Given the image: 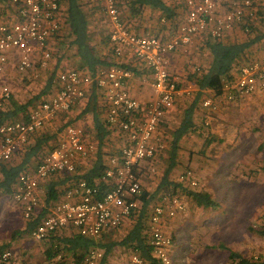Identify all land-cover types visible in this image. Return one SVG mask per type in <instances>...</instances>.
<instances>
[{"label": "built area", "instance_id": "1", "mask_svg": "<svg viewBox=\"0 0 264 264\" xmlns=\"http://www.w3.org/2000/svg\"><path fill=\"white\" fill-rule=\"evenodd\" d=\"M100 8L107 23V34L115 57L127 56L145 66L151 76V96L142 101L133 96L127 82L134 72L121 65H113L93 75L75 69L61 70L56 89L47 98L33 106L23 120L0 124V161H8L22 148L28 138L66 113L85 95L88 86L102 90L101 109L105 123L115 137L122 141L117 153L108 157L103 180L108 189L100 196L97 185L79 180L63 197L47 209L41 221L32 229L36 240H44L66 227L78 234L97 238L102 232L118 228L140 206L142 194L140 167L161 153L166 136L160 131L165 114L179 96L191 88L181 85L169 70V55L179 46L189 44L194 37L223 38L231 31L249 33L257 24L261 0H184L185 17L168 33H136L123 21L117 0H86ZM62 0H8L9 8H0V71L12 63L19 73L48 68L52 46L62 28ZM164 22L165 19L161 18ZM260 93L264 99V64L253 59L243 64L236 78L225 82L222 96L227 102ZM10 97V89H0V108ZM203 107L213 109V102L205 99ZM206 124V123H205ZM94 144L84 140V130L78 125H66L58 134L53 148L44 156L35 170L17 178L12 198L19 205L23 217L30 220L39 206L42 189L39 181L53 174H72L79 158L88 157ZM180 181L195 186L194 174L184 171ZM185 209L178 195H163L154 205L148 220V242L155 259L170 264L172 239L165 231L168 218ZM257 225L264 226V212ZM103 256L99 248H90L78 264H98ZM257 259V258H255ZM132 262H140L137 257ZM0 264H19L9 249L0 248Z\"/></svg>", "mask_w": 264, "mask_h": 264}, {"label": "trees", "instance_id": "2", "mask_svg": "<svg viewBox=\"0 0 264 264\" xmlns=\"http://www.w3.org/2000/svg\"><path fill=\"white\" fill-rule=\"evenodd\" d=\"M7 3L8 0H0V8H9ZM87 3L86 0H62L61 2L62 28L59 36L55 38L51 55V59H54V68L50 73L46 86L39 95V101L47 98L58 86L57 71L71 67L69 69H75L84 74L93 75L102 69L113 65H119V63L115 61L113 48L107 35V38L104 39L102 37L99 42L102 46L101 50H105V54L101 55L99 49H96L84 9ZM147 6L158 10L160 13V17L155 18V22L157 23L156 26L159 25L161 27L158 28L157 32L154 34L168 29V23L174 25L178 23L174 18L175 12L173 8L167 5L163 0H130L127 2L129 11L128 18L121 15L123 21L129 28L138 32V27H140L138 24V15L142 12L143 8ZM183 8L185 10L184 3ZM161 18H164L165 21L162 22ZM200 48H203V53L207 54L208 62L205 64L202 63L201 71L198 70L191 75L190 80L195 86L194 94L188 101V106L183 109L178 126L171 131L169 162L162 174L159 189H166L170 196L184 195L190 200L193 206L216 208L218 203L213 200L208 192L185 187L182 181L176 183L172 182L169 179V175L175 164H177L176 157L179 141L185 135L195 133L196 131L198 132L199 130V128H197L198 125L194 122V115L200 108L199 104L203 94L212 91L215 95H222L223 84L234 80L238 74L239 68L243 64L255 59V55L264 49V0H261L259 4L257 24L253 26L252 30L246 34L243 40L229 41L226 36L223 38H212L206 35L202 40ZM64 61L71 62L70 64H72V66H69L68 62L64 64ZM132 71L135 72V68H133ZM38 100L34 102L29 100L27 103L20 104L10 98V108L6 111H0V124L6 121L17 120L19 114L26 116L29 107L35 106L39 102ZM94 118L97 133L101 140L104 136L109 134L108 130H106L108 126L106 127L96 116ZM66 125H70V122L64 123L57 129L62 131ZM58 134L56 136H54L55 133L53 134V137H56L55 143L58 140ZM53 137L52 135L47 136L40 134V131L35 132L28 138L27 143L14 153L12 156V158L14 157V161L7 164L0 162V195H8L13 192V186L20 174L35 170L44 156L53 148L54 145L51 142ZM106 167V160H104L102 156L97 155L92 167L88 171L84 172L76 167L72 174L57 173L45 178L41 194L43 210L40 215H33L31 219L26 222L25 232L31 234L32 229L41 221L45 216L44 214L47 213V209L56 204L63 197L64 193L79 180H85L90 185H97L99 189L98 196L101 197L108 189V184L103 180ZM96 180L98 182H95ZM41 181L43 182L44 179ZM165 195H167V193ZM139 199L141 201V207L137 210V218H135L128 234L119 241V244L131 248L139 254L142 259L151 264H161L152 257V247L146 239V234L144 232L145 219L148 217L146 207L151 200V194L142 191ZM68 228L74 233L56 239L59 243L58 245L55 244V248H59V250H63L67 254L72 252V257L75 256V262L73 264H78L87 251L96 244L90 237L82 236L71 227ZM54 234L49 237H54ZM46 239H48V237ZM51 245L54 247L53 243ZM59 245H61V247ZM108 251L109 247L105 248V252L107 253ZM51 252V256H56L58 250L56 249ZM229 258L233 264H264V257L246 260L240 255L230 252ZM102 260L100 264L105 263L104 259ZM60 264L71 263L62 261Z\"/></svg>", "mask_w": 264, "mask_h": 264}, {"label": "rangeland", "instance_id": "3", "mask_svg": "<svg viewBox=\"0 0 264 264\" xmlns=\"http://www.w3.org/2000/svg\"><path fill=\"white\" fill-rule=\"evenodd\" d=\"M91 9L96 12L97 17L95 21H97L100 29V31L92 33V39L94 41L97 40L99 38L98 34L104 36V39L107 38L106 35L108 32L105 20L99 10L100 8L92 6ZM98 49L101 51L102 48L99 47ZM201 57L205 60V63L208 62L206 53H203ZM203 64L192 63L188 70L190 77L184 74L181 77L183 81L181 85L185 86L188 81H191V75L198 70L201 71ZM52 68L48 67L45 70L35 69L24 74L10 69L9 73L7 72L3 76H0V89L3 86H7L10 89L11 97L19 103H25L29 99L34 102L39 99V95L45 87ZM59 72L57 71V74ZM191 96L192 94L188 95V97L178 103L176 111L172 114L170 124H163L166 135L170 136L171 131L177 127L181 118L182 109H184L186 103L192 98ZM204 113L205 111L203 109L202 111L198 110V118L196 120L197 128H199L198 132L189 133L182 139L181 152L178 154L177 164L171 171L169 178L172 182L176 183L180 181L179 177L184 171L191 170L194 174L196 185L190 186L187 181H182L183 185L194 190L208 192L216 200L218 207H194L186 196L178 195L183 201L185 209L174 216L175 218L172 221L167 222H171L169 227L173 235L171 264H233L229 258L230 252L240 255L246 260L260 259L264 257V226H258L257 222H259L260 216L264 212V181L258 179V177L255 178L254 181H263L261 188L263 191L259 192L255 188L253 193L248 194L244 188L237 186V183L235 186L231 184L230 180L232 179L234 181L235 178H228L227 176L218 177L214 173L217 169L216 159L213 153L214 147L212 146V151H207V146H204L207 142L206 140L212 139L214 136L210 133V128L204 125V121H202ZM65 118L66 114L61 116L60 121L57 119L54 120L50 124L51 126L47 125L41 129L40 134L52 135L53 137L55 133L54 136H56L61 132L57 128L66 122H70ZM215 119L216 117L214 116ZM85 120L87 121L86 118ZM217 123L213 121L212 127ZM201 127L203 128L202 130ZM55 138L53 137L51 141L53 145H55ZM190 144H193V146H190ZM166 151L164 149L155 159L148 162V165L154 167L153 172H149L147 165H143V167H140L138 174L142 191L151 194V200L146 207L148 217H146L144 224V232L147 236L148 220L154 205L160 202L163 195L166 193L168 195L166 189H159L158 187L161 183L162 174L168 165V154ZM201 151L206 152L207 156L200 155L202 153ZM262 154L264 157V152ZM194 156H197L196 161H194ZM11 161H14V157L9 161L0 162L7 164ZM260 162L261 160L259 159ZM216 173H218L217 170ZM39 185L41 189L43 182L41 181ZM41 198L42 196L40 195L39 206L36 209L37 215H40L43 210ZM126 221L125 225L131 224V219H127ZM26 222L19 205L12 198V193L8 195L1 194L0 247L10 248L16 255L19 264H23V262L26 264L30 260L33 261V264H60L62 261L68 262L70 260L66 252L55 248V244L58 245L59 243L56 239L64 237L65 234H73L74 232L69 229H61L54 234V237L36 240L30 233L25 232ZM123 224L120 226L121 228H116L118 231L115 229V234L120 233L122 227L125 226ZM52 243L54 247H52ZM59 246L61 247V245ZM56 249L58 250L57 256L52 258L51 251ZM46 250L49 251L48 254L50 255L48 259L44 254ZM130 256H132L131 253Z\"/></svg>", "mask_w": 264, "mask_h": 264}, {"label": "crops", "instance_id": "4", "mask_svg": "<svg viewBox=\"0 0 264 264\" xmlns=\"http://www.w3.org/2000/svg\"><path fill=\"white\" fill-rule=\"evenodd\" d=\"M128 1L130 0H117L118 5L121 10V15L127 18L129 16V11L127 8ZM163 1L167 5L173 8L175 12L174 18L178 22L176 23V25L181 23L185 17V10L183 8L184 1L183 0H163ZM91 7L92 5L87 3L84 9L87 15L91 33H94V32L100 31V29H99V26L97 25V21H95V18L97 17L96 12L92 10ZM138 17H139L138 24L140 26L138 27V32L133 29L136 33L153 35L155 32H157V29L161 27L159 25L156 26L157 23L155 22V18L160 17V13L158 10L153 9L152 7L147 6L143 8L142 12L138 15ZM105 25L107 28L106 21H105ZM168 25H169L168 29H165L164 31H161V32H164L166 34L170 31L169 30L170 28L175 26L174 24H169V23ZM102 27L104 28L103 24H102ZM98 37L99 38L97 40L95 41L93 40L94 45L97 44L95 45L96 49H98L99 47L102 48L99 42L102 37L104 38V36H102L101 34L100 35L98 34ZM226 37H227V40L229 41L243 40L246 37V34L242 33L241 31H231L229 34L226 35ZM204 38L205 37H194L193 40L189 44L179 46L175 51H173L169 55V65H168L169 70L175 76H177L179 81L183 82L181 77H183L184 74H187L190 77L188 70L190 69V66L192 65V63H197V64L204 63L205 64V60H203L201 57V55L203 54V51H202L203 48H200V45L202 44V40ZM99 53L103 55L105 54V50H101L99 51ZM255 59H259L264 64V49L262 51H259L255 55ZM115 61L116 63H119V65H123L131 70L135 68L136 71L134 72V77L133 79L127 82V85L133 96L137 97L138 99L142 101H146L151 96V87L149 85V82L151 81V76H150L149 70L145 66L140 64L138 61L130 57H127L125 55L120 56V57H115ZM67 62L68 61H64L63 63L66 64ZM70 63H69V66H72V64ZM48 67L54 68V59L50 60V64ZM10 69L12 71L14 70L15 72H17L13 64L8 63L0 71V76H3L7 72L9 73ZM184 87L191 88V90L189 93H183L181 96H179L175 105L171 109H169L167 113L165 114L164 120L161 124L162 127L160 128L164 134H165V129L163 128L164 127L163 124L164 123L167 125L170 124L172 114L176 111V106L178 105V103L182 101L183 99H185L186 97H188V95L194 94L195 86L192 81H188ZM101 93H102L101 89L95 88L94 86H88L85 90L84 97L82 99H79L76 102V104L70 109V111L66 113H59V116L60 115L63 116L66 114L65 119L70 121L71 125H78L82 127L84 130V140L88 143L94 144V149L88 157L79 158L76 161L77 167L81 171H84V172L88 171L92 167V164L94 160L96 159L97 155L102 156V158L106 160V163H107L108 157L116 154L118 148L122 145V141L118 137H115L113 135L112 130L109 127H107L105 123V113L101 109V105H100L101 104ZM10 98H12L11 94L8 100L3 105V107L0 108V111H6L10 108ZM205 99H210L213 102V109L203 107L202 102ZM20 104H24V103H20ZM187 104L188 102L186 103L184 108L188 106ZM199 105H200V109L198 110L202 111L203 109L205 111L204 116L202 117L203 118L202 121H204V125H207V127L210 128L209 131L214 136V138L212 137V139H209L210 141L206 140L207 142L204 144V146H207L208 148L207 151H212V146L214 147L213 153L216 159L215 160L216 166H217L216 170L218 172L216 173V170L214 169L215 170L214 173L217 174L218 177L227 176L228 178H233V179L235 178L234 180L235 182L232 179L230 180L231 184L235 186V184L237 183L236 185L240 186L241 188H244L246 193L248 194L253 193L255 191V188L257 191L262 192L263 189L261 188H262V184L264 181V171H263L264 157L262 154L264 152V150H262L264 148V99H263V96L260 93L258 94L255 93L252 95L241 97L234 102H227L223 98L222 95H215V93H213L212 91H208L205 94H203V96L201 97ZM31 108L29 107V110ZM198 110L196 111L194 115L195 123L198 118V115H197ZM59 116L53 119L51 122L47 123L45 126L50 125L56 119L60 121L61 116L60 118ZM95 116L100 122H103V124L107 127L106 130H108L109 132V134L104 136L101 140L99 139L97 129H96V124L94 122ZM214 116L216 117L215 120H214ZM25 118L26 116H24L23 114H19V117L17 118V120H23ZM85 118L87 119V121L85 120ZM213 121L218 122L214 127H212ZM202 129L203 128L201 127V130ZM165 136H166L165 149L167 150L166 151L168 154L167 161L169 162V147H170L169 142H170L171 136L166 135V134ZM182 139L179 141L177 157L179 156L178 155L179 152H181L180 147H182L181 144H183L181 143ZM190 146H193V144H190ZM206 154H207L206 152H202L200 155H206ZM177 157H176V161H177ZM196 157L197 156H194V161H196ZM259 159L261 160L260 163H259ZM82 161L84 162L81 163ZM257 177L258 179H261L263 181H254V179ZM40 181H39V184H40ZM44 182H45V179L43 183ZM95 182H98V181L96 180ZM140 207L141 205L139 206V208ZM198 208H202V207H198ZM36 209H35L34 215H37ZM137 214H138V211H135V213H133L131 216L127 217L123 221L124 223L123 225H125L127 222L126 220L131 219V224H127L124 227H122V230L121 231L119 230L120 231L119 234L114 233L115 229H108L102 232L97 238H90V239H93V241L96 244L92 246L91 248H99L103 251L102 259H104V262H105L104 264H151L148 261H145L144 259H142L139 256V254H137L131 248L119 244V241L122 240L132 228L135 218H137ZM174 218L175 217L168 218L165 223V231L172 239V255H173V238H172L173 235L171 234L170 227H169V224L171 222L170 223H167V222L172 221ZM63 229H69V228L66 227ZM64 236H68V235L65 234ZM146 239L148 240L147 235H146ZM107 247H109V251L106 253L105 248ZM0 248L11 250L8 247L1 246ZM48 253L49 251L47 250L44 251V254L46 255L47 259L50 256ZM130 253L132 256H130ZM67 255L70 257V260L68 261V263L73 264L75 262L74 260L75 256L72 257V252ZM151 255L153 258H155L152 252H151ZM134 256L139 258L140 262L133 263L132 258ZM54 257L55 256H53L52 258ZM102 259L99 260L98 264H100L103 261ZM32 262L33 261L30 260L26 264H33ZM171 262H172V257H171Z\"/></svg>", "mask_w": 264, "mask_h": 264}]
</instances>
